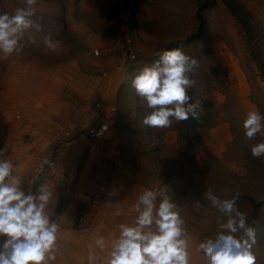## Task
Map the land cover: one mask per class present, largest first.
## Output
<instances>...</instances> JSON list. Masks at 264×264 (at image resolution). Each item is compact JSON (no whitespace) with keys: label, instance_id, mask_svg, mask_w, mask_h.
<instances>
[{"label":"rangeland","instance_id":"obj_1","mask_svg":"<svg viewBox=\"0 0 264 264\" xmlns=\"http://www.w3.org/2000/svg\"><path fill=\"white\" fill-rule=\"evenodd\" d=\"M248 6L246 0H37L32 19L40 30L25 32L20 55L0 54L17 114L49 116L57 136L50 147L64 145L88 163L91 196L100 212L112 213L113 238L118 224L131 221L130 207L143 190L166 185L190 235V264H207L199 244L226 222L204 199L212 188L221 198L238 194L237 206L256 231V264H264V156L251 154L264 135L249 140L242 127L248 111L264 114V13ZM21 7L24 0H0V12ZM49 35L59 42L55 49L44 43ZM178 46L199 61L189 95L203 112L198 121L146 127L131 79ZM112 190L119 194L110 197Z\"/></svg>","mask_w":264,"mask_h":264},{"label":"clouds","instance_id":"obj_2","mask_svg":"<svg viewBox=\"0 0 264 264\" xmlns=\"http://www.w3.org/2000/svg\"><path fill=\"white\" fill-rule=\"evenodd\" d=\"M36 3L37 0H24L25 7L14 13L0 12V54L20 55L25 32L40 30L41 25L32 19ZM43 39L49 49L59 43L50 35ZM198 68L199 61L178 46L163 51L138 71L131 85L145 109L144 126L164 129L190 117L200 119L202 102H193L189 95L196 85L193 75ZM242 127L249 140L264 135V114L248 111ZM251 154L256 158L264 156V139L251 146ZM14 170V164L0 149V264H54L61 225L49 213L53 191L49 184L42 183L34 192H26L22 178ZM118 194L115 190L108 193L110 197ZM203 195L212 208L226 217V222L218 224L215 238L199 244L207 264H256V231L237 206L238 194L221 198L208 188ZM130 212L131 221L117 225L118 236L110 241L106 264H190V235L166 185L145 188ZM121 214L117 209L115 215ZM95 246L103 250L105 237L98 236Z\"/></svg>","mask_w":264,"mask_h":264},{"label":"crops","instance_id":"obj_3","mask_svg":"<svg viewBox=\"0 0 264 264\" xmlns=\"http://www.w3.org/2000/svg\"><path fill=\"white\" fill-rule=\"evenodd\" d=\"M246 2L264 13V0ZM8 73L0 68V149L14 164V174L22 178L26 192H34L42 183L53 191L49 213L61 225L54 264H106L109 252L106 247L98 249L95 239L104 236L109 247L112 213L100 212L92 199L94 184L88 163H79L64 145L57 150L50 147V139L57 136L50 133L49 116L25 120L17 114Z\"/></svg>","mask_w":264,"mask_h":264},{"label":"trees","instance_id":"obj_4","mask_svg":"<svg viewBox=\"0 0 264 264\" xmlns=\"http://www.w3.org/2000/svg\"><path fill=\"white\" fill-rule=\"evenodd\" d=\"M200 28H203V26L202 27H200ZM199 126H203V127H206L207 125L206 124H198Z\"/></svg>","mask_w":264,"mask_h":264}]
</instances>
